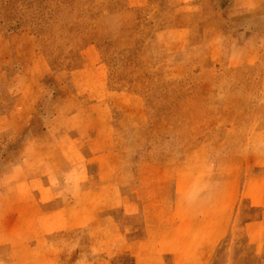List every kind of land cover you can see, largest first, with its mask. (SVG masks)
<instances>
[{"label":"rangeland","instance_id":"1","mask_svg":"<svg viewBox=\"0 0 264 264\" xmlns=\"http://www.w3.org/2000/svg\"><path fill=\"white\" fill-rule=\"evenodd\" d=\"M177 179L264 264V0H0V264H160Z\"/></svg>","mask_w":264,"mask_h":264},{"label":"crops","instance_id":"2","mask_svg":"<svg viewBox=\"0 0 264 264\" xmlns=\"http://www.w3.org/2000/svg\"><path fill=\"white\" fill-rule=\"evenodd\" d=\"M179 184L180 181L177 179L174 184L176 187L174 193L168 191L166 195H155L151 207H149L148 198L141 197L147 234L143 246L148 252L151 251L148 253L150 255L148 257L153 258L156 263L160 262L161 264V262L163 263L162 259L168 258L173 264H211L210 260L214 257V253L221 242L226 238L228 231L221 228L220 225L206 229L201 226L199 216L189 210H181ZM252 202L254 203V200ZM166 206V218L172 216V220H170L172 225L165 230L163 229V215H161L163 211H160L159 207L164 209ZM225 214L231 215L232 211L229 214L225 210ZM152 222L155 223L154 226L151 225ZM123 244H129L130 247L131 245L135 246L131 242ZM253 249L258 254L259 246L257 244Z\"/></svg>","mask_w":264,"mask_h":264},{"label":"bare ground","instance_id":"3","mask_svg":"<svg viewBox=\"0 0 264 264\" xmlns=\"http://www.w3.org/2000/svg\"><path fill=\"white\" fill-rule=\"evenodd\" d=\"M22 166V165H21ZM25 167V166H24Z\"/></svg>","mask_w":264,"mask_h":264}]
</instances>
